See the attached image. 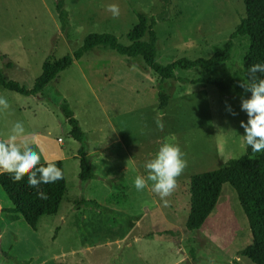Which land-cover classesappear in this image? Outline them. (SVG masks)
<instances>
[{"label": "rangeland", "instance_id": "rangeland-1", "mask_svg": "<svg viewBox=\"0 0 264 264\" xmlns=\"http://www.w3.org/2000/svg\"><path fill=\"white\" fill-rule=\"evenodd\" d=\"M110 4L119 7V16L107 10ZM64 7L69 25L62 29L53 0H0V71L7 79L32 87L45 58L71 53L90 32H111L128 44L126 34L137 22L134 11L155 16L161 63L211 56L213 46L221 45L245 15L242 0H64ZM247 45V38L236 40L231 58L209 73L191 68L175 69L174 74L189 79L216 75L239 82L244 79ZM6 59L12 62L10 67L5 66ZM160 84L169 94L163 112L158 109ZM0 96L10 104L0 110V140L12 134L16 122L23 124L25 133L41 130L48 141L47 154L63 161L67 187L57 213L41 216L36 230L22 216L10 219L4 210L10 205L8 197L0 190V264H233L234 260L254 264L239 254L251 242V233L228 182L204 224L185 228L190 175L225 166L245 152L240 121L247 122V116L240 109L242 96L232 89L223 92L211 84L177 78L161 81L141 57L96 46L37 94L0 86ZM62 100L86 134L92 171L103 172L97 180L106 184L103 177H113L120 165L127 178L111 179L106 190L101 185L90 187L88 194L99 198L88 200V207L76 206L84 196L75 157L78 142L68 133L69 124L59 108ZM165 142L179 145L187 163L166 198L168 207L151 191V182L142 191L134 187L137 175H147L145 161ZM103 151L114 156L109 164L97 155ZM131 202L134 218L127 210ZM152 206L161 214L147 219L143 213Z\"/></svg>", "mask_w": 264, "mask_h": 264}, {"label": "trees", "instance_id": "trees-1", "mask_svg": "<svg viewBox=\"0 0 264 264\" xmlns=\"http://www.w3.org/2000/svg\"><path fill=\"white\" fill-rule=\"evenodd\" d=\"M60 27L65 29L69 25L67 9L64 0H53ZM245 15L240 19L234 30L221 45H214L211 56L194 59L180 57L168 63L157 60V34L154 29L156 18L140 11H134L137 22L127 32L128 44L118 41L111 32H90L83 38L81 45L71 53L59 58H45L41 65V72L34 80L32 87L27 88L16 80L7 79L0 71V86L24 95H34L40 92L57 75L69 67L75 60L80 59L85 52L96 47L104 46L129 58L141 57L144 64L151 69L160 80L177 78L179 81L191 83H206L226 92L232 89L236 95L245 98L250 96L238 86L235 79H226L221 76L208 75L197 78L177 77L175 69L199 68L211 72L223 62L228 61L235 47L236 40L247 38L248 45L242 57V75L246 79L248 69L256 63H264V0H242ZM5 59V55H1ZM10 67L12 62H4ZM259 75V74H258ZM169 100V94L162 84L158 91V109L163 112ZM59 108L69 124V135L78 142L76 158L79 162L78 180L81 192L84 191L88 181L96 178L92 171L91 155L88 153V143L84 130L81 128L74 112L66 100L59 103ZM63 172V178L55 183L41 184L38 188L29 187L27 176L21 181L14 182L10 174L0 171V187L10 200L12 206L5 208L11 220L19 216L26 224L36 230L39 218L43 215L55 214L67 191L64 166L62 159H54ZM46 161H40L44 164ZM112 180L105 181L106 184ZM228 182L234 188L239 204L245 214L251 233V242L239 251L254 264H264V151L253 154L251 149L237 157L230 158L227 164L215 169L198 172L189 177V211L185 220V228L194 230L201 227L214 209L222 185ZM43 191L47 199H40L37 192ZM82 204L88 207L83 195L76 202L78 207ZM163 232V231H162ZM166 232V231H164ZM3 256L11 258L1 251ZM233 264H240L234 260Z\"/></svg>", "mask_w": 264, "mask_h": 264}, {"label": "clouds", "instance_id": "clouds-1", "mask_svg": "<svg viewBox=\"0 0 264 264\" xmlns=\"http://www.w3.org/2000/svg\"><path fill=\"white\" fill-rule=\"evenodd\" d=\"M113 17L119 16V7L115 4L107 6ZM259 74V75H258ZM238 86L250 93L247 98L241 97L240 109L246 113L247 122L240 121L244 134L241 135L245 149L253 154L264 151V63H256L248 69L246 79H240ZM10 104L6 97L0 96V110H7ZM232 115L230 105H226ZM7 141L0 140V171L10 174L14 182L27 176L29 187L38 188L41 184L55 183L63 178L62 170L55 160L40 163V154L33 147L34 141L24 137L25 129L21 122H16ZM18 138H21L18 142ZM179 145L162 143L155 156L145 161L143 167L147 175H137L134 187L142 191L151 182V191L157 194L164 207L170 205L166 199L171 196L177 186V178L187 166ZM40 199H47L43 191L37 192Z\"/></svg>", "mask_w": 264, "mask_h": 264}, {"label": "crops", "instance_id": "crops-1", "mask_svg": "<svg viewBox=\"0 0 264 264\" xmlns=\"http://www.w3.org/2000/svg\"><path fill=\"white\" fill-rule=\"evenodd\" d=\"M11 135V134H10ZM10 135L9 136H6L5 138H1V140H4V141H7L8 140V138L10 137ZM24 136H27V139H29L30 141H34V144H33V147L35 148V150H37L38 152H39V154H40V157H41V160L40 161H47V160H54V159H56L55 157H57V156H49L48 154H47V151H48V141H47V139L44 137V135L42 134V131L41 130H35V131H31V132H29V133H24ZM21 138H18V142H19V140H20ZM50 152V151H49ZM119 152V151H118ZM120 152H121V154H123V156L125 157V159H126V161H128V158H127V152H126V150L123 148V147H121L120 148ZM98 155V157H99V159H100V161H103V162H105V163H110V159H112L111 157H113L114 158V156L110 153V154H108L107 152H105V151H103L102 152V155L101 156H99L100 154H97ZM96 155V156H97ZM76 156V155H75ZM95 159V158H94ZM92 161H93V158H92ZM91 161V162H92ZM122 165H120V166H118V170H116V173L114 174V176L113 177H103V178H105V179H107V180H111V179H114V178H118V177H122V178H124V179H126L127 180V178H126V176H125V173H123L122 171H120V167H121ZM96 175L97 174H103V172L102 171H96V172H94ZM101 176V175H100ZM102 186V187H104L105 188V190H106V184H101V182L100 181H98L97 180V178H94V179H91V180H89L88 181V183H87V185H86V187H85V189H84V191H83V194H84V199L88 202V200H90L91 198H93V196L92 195H89L88 194V191H90V187L93 189V187L94 186ZM2 188L0 187V190H1ZM2 194H3V191H2ZM64 197V196H63ZM7 198V197H6ZM96 199H98L99 198V196H96L95 197ZM95 198H93V199H95ZM63 199V198H62ZM8 201H9V207L10 206H12V204H11V202H10V200L9 199H7ZM130 207L127 209V210H131L129 213H128V215H131L133 218L135 217V211H134V203L133 202H131L130 204ZM59 209V208H58ZM58 211V210H57ZM57 213V212H56ZM55 213V214H56ZM62 214L63 213H61V217H62ZM161 214V211H159V208H157V207H154V206H152L151 207V209H148V211H145V213H143V215H144V217L145 218H147V219H149V218H152V217H158L159 215ZM51 215H53L54 216V214H51ZM56 216V215H55ZM54 224H55V222H54ZM37 225H38V223H37ZM161 232V231H160ZM160 232H158L157 234H162V233H160ZM2 238V237H1ZM135 238L136 237H134V239L133 240H135Z\"/></svg>", "mask_w": 264, "mask_h": 264}]
</instances>
